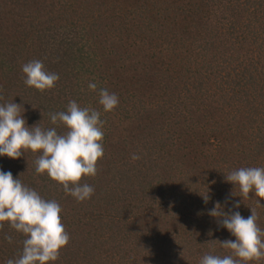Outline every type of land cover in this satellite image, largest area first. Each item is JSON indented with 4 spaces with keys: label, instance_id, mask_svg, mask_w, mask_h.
Wrapping results in <instances>:
<instances>
[{
    "label": "trees",
    "instance_id": "1",
    "mask_svg": "<svg viewBox=\"0 0 264 264\" xmlns=\"http://www.w3.org/2000/svg\"><path fill=\"white\" fill-rule=\"evenodd\" d=\"M84 37L93 39L88 47ZM35 60L59 75L53 89L25 85L22 67ZM175 64L173 73L193 77L194 93L165 82ZM95 74L100 85L89 94L83 83ZM224 78L227 97L215 100L211 85ZM100 89L119 105L104 112L97 174L80 182L93 187L90 199L77 202L36 174L39 153L0 157V169L61 206L70 239L55 264H199L207 254L230 255L220 242L235 237L208 215L217 202L245 218L253 209L264 230L258 198L242 199L226 181L240 168L264 167V0H0V104H20L29 126L64 134L50 113L72 100L83 107L84 98L103 112ZM24 239L4 222L0 264L19 257Z\"/></svg>",
    "mask_w": 264,
    "mask_h": 264
},
{
    "label": "clouds",
    "instance_id": "2",
    "mask_svg": "<svg viewBox=\"0 0 264 264\" xmlns=\"http://www.w3.org/2000/svg\"><path fill=\"white\" fill-rule=\"evenodd\" d=\"M22 72L26 77L25 85L40 92L53 89L60 79L57 73L48 72L40 60L24 64ZM88 87L92 91L97 89L94 82ZM98 102L103 112L108 113L118 107L119 97L100 89ZM50 123L62 125L66 131L60 134L56 127L42 129L39 122L29 126L21 114L20 104H0V157L16 160L28 151L39 153L35 161L36 174L46 173L77 202L90 199L93 187L80 182L82 177L97 174V163L104 156L101 112L81 107L72 100L65 111L50 113ZM139 158L132 157L133 160ZM226 181L239 187L242 199L250 198L252 193L258 198L256 206L264 208V167L240 168L228 174ZM203 198L207 203L209 196ZM241 202H235L233 208L238 209ZM61 213L56 201L43 199L37 191L14 178L12 172L0 169V229L7 222L11 229L25 237L19 257L7 260L6 264H55L60 250L70 239ZM208 215L218 220L222 217L221 226L235 239L220 242L222 248L231 250L230 255L207 254L199 264H252L264 258V230L257 225L258 216L253 209L245 218L239 211L225 212L217 202ZM6 239L12 243L11 236Z\"/></svg>",
    "mask_w": 264,
    "mask_h": 264
},
{
    "label": "rangeland",
    "instance_id": "3",
    "mask_svg": "<svg viewBox=\"0 0 264 264\" xmlns=\"http://www.w3.org/2000/svg\"><path fill=\"white\" fill-rule=\"evenodd\" d=\"M233 16L234 15H232V16L229 17V19L231 18L230 21L235 19ZM226 22H225V24H226ZM231 23L232 22H229L228 21L227 24H229V26H230ZM233 25H234V23H233ZM86 38L87 37H84V42L86 41V45L88 47V44H92V40L93 39L91 40V39H88L87 38V40H86ZM93 38H95V37H93ZM167 45L169 46V44H167ZM244 48H245V51L248 50L249 53H250V51H252L251 49H248L247 46H244ZM97 56L98 55H95V58H98ZM235 58H237V55L235 56ZM249 58H251L250 57V54L248 55V59ZM175 70H178V67H177L176 64L172 67V72L168 71L169 74H170V76H171V78H170V76L169 77H165V80H166L165 82H171V83H174L175 85H178V86H181V87L182 86H189V88L187 90H193L192 87H191V86L194 85L193 84V82H194L193 77H191V75H189L187 78H185V77H183V74L182 75L180 74V71L178 73H173ZM97 76H98L97 74H95L94 76H87L86 79L88 77H90V81L89 80L88 81L87 80L86 81L84 80L83 86H88L90 82H94V83H96L97 86H99L100 83H98L97 81H95L97 79ZM187 79H189V80L187 81ZM228 81H229V79H228ZM225 82L226 81H225V78H224L220 85L219 84L218 85H214V84L211 85V86H213L212 87L213 88V93H215V95L217 96L215 98V100H221L222 98L227 97V96H225L226 95L225 92H226L227 89H229V86L223 85ZM157 86H159V85H157ZM165 86H170V85H165ZM94 92L95 91H93V92L91 91L89 94L94 93ZM194 92L195 91L193 90L192 93H194ZM83 104H84L83 107H88V108L94 109V107L92 105V102L86 100L85 98H84ZM101 120L104 121V124H103V132H104V135H105V133H106L105 128H106V120H107V117H106V114L104 112H101Z\"/></svg>",
    "mask_w": 264,
    "mask_h": 264
}]
</instances>
